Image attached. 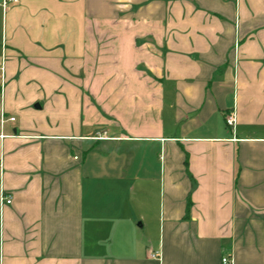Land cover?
<instances>
[{
  "label": "crops",
  "instance_id": "1",
  "mask_svg": "<svg viewBox=\"0 0 264 264\" xmlns=\"http://www.w3.org/2000/svg\"><path fill=\"white\" fill-rule=\"evenodd\" d=\"M2 61L0 264H264V0H0Z\"/></svg>",
  "mask_w": 264,
  "mask_h": 264
},
{
  "label": "built area",
  "instance_id": "2",
  "mask_svg": "<svg viewBox=\"0 0 264 264\" xmlns=\"http://www.w3.org/2000/svg\"><path fill=\"white\" fill-rule=\"evenodd\" d=\"M17 1L18 0H1V6H2V8H5L8 3H17ZM4 70H5L4 69V62L2 61L0 63V82H1V84H3V82H4ZM10 121H14V119L11 118ZM225 121H226V124L228 126L232 125V123L234 121L233 116H228ZM104 135H105L104 133H103V135H98L97 139H103ZM1 177H2V167L0 164V179H1ZM10 203H11V198L9 196L4 195V193L1 191V193H0V204H1V206L4 204L9 205ZM151 257H155V255H151ZM222 264H231V263L227 258H223Z\"/></svg>",
  "mask_w": 264,
  "mask_h": 264
}]
</instances>
